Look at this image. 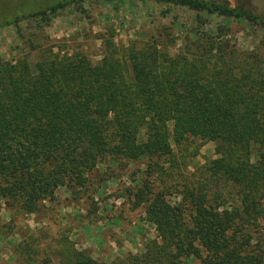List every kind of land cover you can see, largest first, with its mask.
Returning a JSON list of instances; mask_svg holds the SVG:
<instances>
[{
    "label": "trees",
    "instance_id": "16d2710c",
    "mask_svg": "<svg viewBox=\"0 0 264 264\" xmlns=\"http://www.w3.org/2000/svg\"><path fill=\"white\" fill-rule=\"evenodd\" d=\"M83 1L56 0L0 27ZM139 1L264 29V13L227 0ZM228 33L190 29L175 54L153 33L127 45L103 36L97 61L78 47L42 49L32 64L0 57V213L10 212L0 237L59 188L88 198L119 174L129 184L118 197L155 232L141 251L106 262L63 232L42 244L30 231L14 247L17 264H264V62ZM194 140L213 142L217 157L192 164Z\"/></svg>",
    "mask_w": 264,
    "mask_h": 264
},
{
    "label": "rangeland",
    "instance_id": "374dc122",
    "mask_svg": "<svg viewBox=\"0 0 264 264\" xmlns=\"http://www.w3.org/2000/svg\"><path fill=\"white\" fill-rule=\"evenodd\" d=\"M54 1L0 0V24ZM227 1L264 13V0ZM219 27L229 28L225 39L235 44L236 50H254L261 54L264 62V29L258 26L225 17L197 15L195 11L172 4L139 0H86L59 10L56 16L42 22L32 20L0 27V57L15 60L24 56L32 64V57L42 49L45 51L52 46L53 53L64 54L78 47L92 61H97L103 36L116 44L127 45L136 39L148 40L153 33H160L161 40L168 42L169 53L175 54L182 46L186 31L202 28L214 35ZM21 39H28V42L23 43ZM189 144L191 151L196 153L190 159L192 164L217 157L213 142L194 140ZM120 176L107 180L88 198V192H77L78 200L65 188H59L55 199L45 202L38 214L16 216L11 234L0 237V264H17L14 247L22 241L21 236L31 232L43 235L42 244L44 241L51 243L63 232L76 249H86L95 259L106 262L127 252L141 251L142 245L152 239L155 232L143 220L142 208L132 210L125 196L118 197L123 184H129L127 175ZM87 215V219L83 218ZM9 221L10 212L3 206L0 223Z\"/></svg>",
    "mask_w": 264,
    "mask_h": 264
}]
</instances>
